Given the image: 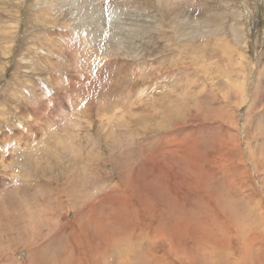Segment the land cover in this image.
Returning <instances> with one entry per match:
<instances>
[{
	"label": "rangeland",
	"instance_id": "1",
	"mask_svg": "<svg viewBox=\"0 0 264 264\" xmlns=\"http://www.w3.org/2000/svg\"><path fill=\"white\" fill-rule=\"evenodd\" d=\"M263 213L264 0H0V264H264Z\"/></svg>",
	"mask_w": 264,
	"mask_h": 264
},
{
	"label": "bare ground",
	"instance_id": "2",
	"mask_svg": "<svg viewBox=\"0 0 264 264\" xmlns=\"http://www.w3.org/2000/svg\"><path fill=\"white\" fill-rule=\"evenodd\" d=\"M95 23V22H94ZM104 62V61H103ZM102 67V66H101ZM139 78V77H138ZM87 82V81H86ZM87 85V84H86ZM92 85V84H91ZM56 139V138H55ZM39 157V156H38ZM25 159V158H24ZM23 162H24V160H22ZM25 163V162H24ZM166 171V170H165ZM176 175V174H175ZM176 183V182H175ZM163 186V185H162ZM164 188V187H163ZM170 188V187H169ZM154 199V198H153ZM177 214V213H176ZM178 214H179V212H178ZM262 215V214H261ZM263 215H264V213H263ZM37 217V216H36ZM35 217V218H36ZM177 219V218H176ZM230 221V220H229ZM179 224V223H178ZM232 224V223H231ZM234 224V223H233ZM155 234V233H154ZM208 238V237H207ZM210 242V241H209ZM243 248H244V251H245V255H241L240 257L241 258H246V256L250 253V242H246V243H243ZM213 252L212 251H210V253L209 254H212ZM206 259H207V257H206ZM152 264V263H151ZM237 264H240V263H237Z\"/></svg>",
	"mask_w": 264,
	"mask_h": 264
}]
</instances>
